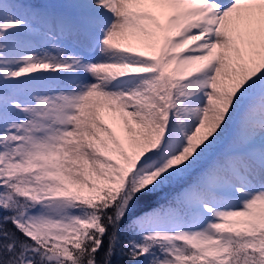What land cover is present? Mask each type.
I'll list each match as a JSON object with an SVG mask.
<instances>
[{
    "label": "snow or ice",
    "instance_id": "1",
    "mask_svg": "<svg viewBox=\"0 0 264 264\" xmlns=\"http://www.w3.org/2000/svg\"><path fill=\"white\" fill-rule=\"evenodd\" d=\"M0 264H264V0H0Z\"/></svg>",
    "mask_w": 264,
    "mask_h": 264
}]
</instances>
